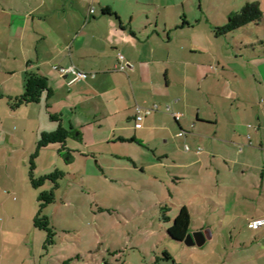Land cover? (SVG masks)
Returning a JSON list of instances; mask_svg holds the SVG:
<instances>
[{"label":"crops","instance_id":"crops-1","mask_svg":"<svg viewBox=\"0 0 264 264\" xmlns=\"http://www.w3.org/2000/svg\"><path fill=\"white\" fill-rule=\"evenodd\" d=\"M190 1L0 0V71L22 76L2 96L21 94L25 73L38 70L54 90L51 109L68 116L81 145L86 129L105 134L96 144L147 142L159 163L170 161L177 184L194 179L197 192L221 198L226 190L235 199L264 195V38L255 40L252 22L247 33L216 35L203 25L202 1L200 16L190 17ZM177 5L182 13L169 12ZM105 7L115 14L103 13ZM254 22L261 28L264 10ZM154 104L161 110L136 119L137 105ZM158 136L170 149L158 152L151 143ZM169 138L190 143V150L176 149Z\"/></svg>","mask_w":264,"mask_h":264},{"label":"rangeland","instance_id":"rangeland-1","mask_svg":"<svg viewBox=\"0 0 264 264\" xmlns=\"http://www.w3.org/2000/svg\"><path fill=\"white\" fill-rule=\"evenodd\" d=\"M200 1L208 15L203 25L213 31L249 1L264 10V0H191L186 10L193 19L201 14ZM172 11L182 13L183 7L177 5ZM257 23L252 22L251 28L258 41L264 38V24L258 28ZM248 30V26L238 28L229 37ZM4 72L0 71L4 81L0 85V264H63L70 258L71 264H264V227H248L250 219L264 216V195L235 199L226 190L227 197L221 198L217 191L197 192L199 181L194 179L177 184L169 174L170 161L159 163L155 147L147 142L100 144L105 134L86 129L87 146L73 135L66 149L51 143L40 150L35 176L55 169L65 175L57 187L51 180L34 187L32 155L41 133L55 130L58 124L50 117L46 95L40 103L13 110L1 90L20 86L22 76L12 79ZM55 108L52 112H57ZM63 122L68 127V116ZM164 140L161 136L151 140L159 153L170 149ZM169 142L178 150H190V143L172 138ZM115 154H130L133 159ZM53 188L55 200L44 213L56 236L55 243L48 245L47 232L34 226V218L40 192ZM183 205L192 214L190 231L203 228L207 239L202 245L175 240L168 232ZM165 251L174 260L157 261Z\"/></svg>","mask_w":264,"mask_h":264},{"label":"trees","instance_id":"trees-1","mask_svg":"<svg viewBox=\"0 0 264 264\" xmlns=\"http://www.w3.org/2000/svg\"><path fill=\"white\" fill-rule=\"evenodd\" d=\"M103 13L115 14L110 7H105L102 10ZM263 17V10L258 2H247L240 11L234 12L230 15V20L222 26L215 28L216 35L226 34L228 32L234 31L246 24L254 21H259ZM185 23H188L185 21ZM24 91L16 96L9 97V105L13 110H17L22 105L29 103H40L44 95H46V104L49 110L50 117L53 121L57 122L58 126L53 131H43L41 137L38 141L37 150L32 155L31 168H30V178L34 187H39L44 185L47 180H51L58 186V180L65 175V173L60 169H55L49 174H45L40 177L35 176L36 162L35 159L38 157L39 152L42 148L48 146L51 143H61L62 147L66 149L68 140L70 137L76 134L74 127H66L63 124V117L60 113L52 112L50 99L54 95V90L50 84V79L39 72L38 70H28L25 73L24 78ZM125 140V139H123ZM136 141L135 138L131 139ZM141 142V141H139ZM55 191L54 188L51 190H44L40 192L38 197L39 209L34 218V226L43 229L47 232V244L52 245L55 243L56 231L51 225L50 218L44 213L45 208L54 202ZM165 218L170 219L165 216ZM192 221L191 213L186 206H182L180 212L174 219L173 225L168 229L170 236L178 241H184L190 232V224ZM174 260L173 256L165 251L163 257L157 258L160 260ZM73 258L67 259L63 264H71L70 262ZM175 262V261H174ZM109 264V263H107Z\"/></svg>","mask_w":264,"mask_h":264},{"label":"built area","instance_id":"built-area-1","mask_svg":"<svg viewBox=\"0 0 264 264\" xmlns=\"http://www.w3.org/2000/svg\"><path fill=\"white\" fill-rule=\"evenodd\" d=\"M94 9H91V12H93ZM119 59L121 60L122 64L118 67V69L123 70L125 69V63H124V56L122 54H119ZM56 69H58L62 74L68 73V72H75L77 74L78 78H86L87 74L83 71H76L74 67H68V68H64V67H58L55 66ZM160 106L158 104H154L152 106L149 107H143L140 105H137L136 107V111H137V115H136V119L138 121L143 120L145 116L151 114L152 112L159 110ZM170 109V106L167 107V110ZM182 134V132L180 133ZM187 149H189V147L187 146ZM248 227L253 229V230H258L262 227H264V217H259V218H253L251 220H249L248 222Z\"/></svg>","mask_w":264,"mask_h":264},{"label":"flooded vegetation","instance_id":"flooded-vegetation-1","mask_svg":"<svg viewBox=\"0 0 264 264\" xmlns=\"http://www.w3.org/2000/svg\"><path fill=\"white\" fill-rule=\"evenodd\" d=\"M189 233H193V234H195L194 235V239H195V244H198V242H201L203 239H205L206 238V235L204 234V232H202V231H190ZM203 233V234H202ZM188 236V235H187ZM187 238V237H186ZM190 240V239H189ZM185 241V240H184ZM194 244V245H195Z\"/></svg>","mask_w":264,"mask_h":264},{"label":"water","instance_id":"water-1","mask_svg":"<svg viewBox=\"0 0 264 264\" xmlns=\"http://www.w3.org/2000/svg\"><path fill=\"white\" fill-rule=\"evenodd\" d=\"M203 234V233H202ZM194 235L193 233H189L187 238L185 239V242L189 245H194L195 244V239H194ZM190 239V240H189ZM206 238L203 239L201 242H198V245H202L205 242Z\"/></svg>","mask_w":264,"mask_h":264}]
</instances>
